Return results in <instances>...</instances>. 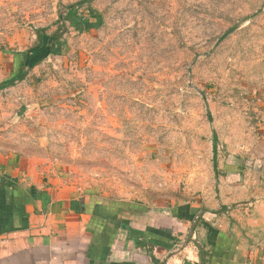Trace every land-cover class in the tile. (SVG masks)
<instances>
[{
  "label": "rangeland",
  "instance_id": "374dc122",
  "mask_svg": "<svg viewBox=\"0 0 264 264\" xmlns=\"http://www.w3.org/2000/svg\"><path fill=\"white\" fill-rule=\"evenodd\" d=\"M38 30L60 39L0 112L23 171L144 204L160 223L215 196L214 156L262 172L264 0H0L4 74Z\"/></svg>",
  "mask_w": 264,
  "mask_h": 264
},
{
  "label": "crops",
  "instance_id": "0c3cea01",
  "mask_svg": "<svg viewBox=\"0 0 264 264\" xmlns=\"http://www.w3.org/2000/svg\"><path fill=\"white\" fill-rule=\"evenodd\" d=\"M9 61L0 83L17 66L14 55ZM21 81L0 88V112ZM6 136L0 131V264H204L199 244L208 264H264V161L258 174L222 164L204 208L184 203L188 213L180 218L174 205L160 223L144 204L69 195L66 186L35 178Z\"/></svg>",
  "mask_w": 264,
  "mask_h": 264
},
{
  "label": "trees",
  "instance_id": "16d2710c",
  "mask_svg": "<svg viewBox=\"0 0 264 264\" xmlns=\"http://www.w3.org/2000/svg\"><path fill=\"white\" fill-rule=\"evenodd\" d=\"M87 11L91 17H94V18L97 17V12L94 9L88 8ZM67 14L78 15V9L76 8L75 4H71L68 6ZM88 23H93V22H92V20H90L88 18ZM233 29H234V27L228 29L226 31L225 35L231 33ZM38 39H39V44L37 45V47L35 46V47L29 48L25 51L20 52V54L19 53L16 54L17 66L14 69V72L8 78L4 79L0 83V88H4V87L10 86V85H14L16 82L25 79L29 70H31V68L34 65H36L37 63H39L43 59L44 48L42 46L45 45V43L48 41L49 42L52 41L51 45L53 46L55 43L58 42L60 37L57 36V34L54 32L45 41L44 32H42L41 30H38ZM39 46H41V47H39ZM217 142H218L217 137L214 135V153H215V155H217V148H218ZM214 164H215V168H216V173L219 174V170L217 169L216 156H214ZM174 209H175L174 210L175 214L178 215L180 218H185L186 217L185 215L188 213V207L185 206L184 204L180 205V206L178 205ZM196 225L197 224H195L194 228L196 227ZM198 247L200 249V254L202 256L203 263L208 264L207 261L209 262L210 260L204 259V254H206V251L204 248L205 246L199 244Z\"/></svg>",
  "mask_w": 264,
  "mask_h": 264
}]
</instances>
